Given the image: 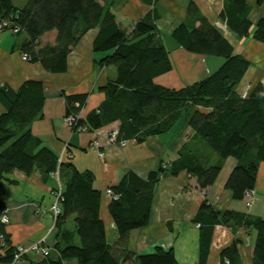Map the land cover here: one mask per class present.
Listing matches in <instances>:
<instances>
[{"label": "trees", "instance_id": "1", "mask_svg": "<svg viewBox=\"0 0 264 264\" xmlns=\"http://www.w3.org/2000/svg\"><path fill=\"white\" fill-rule=\"evenodd\" d=\"M142 1L150 9L129 26L111 10L119 0H25L21 6L13 0H0V15L12 16L23 28L14 34L23 37L21 53H27L29 61L39 62L48 72H64L72 47L87 30L98 28L93 50L108 53L95 62L101 67L113 66L115 76L99 87L105 92V99L84 118L77 119L73 129L85 124L95 130L117 121L118 138L142 142L147 136L166 132L179 118H184L193 130L192 139L202 140L219 156V163L206 165L187 141L169 166L161 161L145 177L125 172L117 184L110 186L119 196L108 204L120 242L131 230L148 223L154 186L164 174L186 170L201 188H206L215 182L222 161L232 156L237 162L224 187L234 199L242 200L245 191L254 189L259 164L264 161V83H252L244 96L239 89L251 62L234 52L218 27L198 16V25L192 20L183 22L170 36L187 51L221 56L222 63L208 76L189 85L175 88L156 83L154 78L170 71L172 64L157 28L161 17L159 0ZM256 3L264 8V0ZM251 7L250 0H223L219 15L229 30L245 38L253 26L249 17ZM187 11L189 16L198 13L192 4ZM53 29V43L35 44L36 39ZM252 37L264 44V15L256 21ZM63 94L65 117L79 114L88 93ZM0 102L4 107L0 113V181L15 169L26 175L39 171L45 182L51 172L58 174L62 166L69 172L62 186L53 190L54 193L61 189L57 202L60 211L54 219L56 241L47 255L40 254L38 264H63L65 260H75L76 264H179L174 250L161 246L140 254L123 249L122 258L115 254L99 214L104 191L93 186V172L78 170L71 163H59L57 153L31 130L32 121L43 116L42 80H25L16 89L0 86ZM3 214L7 212L0 197V218ZM70 216L72 226L65 224ZM193 221L199 224L198 264L206 263L216 224L228 226L233 232L238 227L255 230L252 264H264V218L234 209L216 210L205 200ZM7 224L0 220V264H19L26 254L15 259L19 245L11 244ZM219 256L222 264H242L236 239L223 247Z\"/></svg>", "mask_w": 264, "mask_h": 264}, {"label": "crops", "instance_id": "2", "mask_svg": "<svg viewBox=\"0 0 264 264\" xmlns=\"http://www.w3.org/2000/svg\"><path fill=\"white\" fill-rule=\"evenodd\" d=\"M250 1L252 7L249 17L253 26L247 37L240 38L229 30L220 18L223 0H159L161 17L157 20V28L168 49L172 68L156 76L154 81L168 87L179 88L205 78L222 63L221 56L187 51L170 36L171 31L183 22L192 20L194 25H198V16H204L218 27L234 51L237 48V51H240L237 53L244 54L245 58L246 55L250 57L252 64L249 68L256 72L264 71L262 55L264 44L252 37L254 25L264 15V8L262 4L256 3V0ZM24 2L25 0L22 4ZM189 4L198 10L196 16L187 14ZM149 9V5L142 0H119L111 10L118 20L132 26V22ZM97 32V27L87 30L67 55V69L56 73L46 71L39 62L22 59L20 50L22 36L7 31L0 33V86L16 89L28 79L43 81L45 92L43 116L32 121L33 134L57 153L61 163H71L78 170L92 171L93 186L101 191L117 184L125 172L132 171L145 177L150 171L156 170L161 161L169 166L170 162L179 156V151L187 141L204 164L219 163L220 159L215 151L202 140L192 139L193 130L184 118H179L166 132L147 136L142 142H137L134 138L126 139L122 147L108 143L102 135L99 137L101 146L97 149L90 148L93 138L91 131H78L66 124L63 93H88L79 113L80 117L84 118L105 99V92L99 87L115 76L113 66L101 67L95 62L108 53L93 50L92 43ZM55 36L54 29L44 33L38 39V45L53 43ZM249 72L248 69L244 79L249 78ZM259 76L256 73L255 80L259 81ZM3 110L0 102V113ZM118 125L119 123L115 121L99 128L98 131L104 134ZM99 151L103 152L102 156L99 155ZM236 162L232 156L225 158L215 182L206 188H201L196 178L186 170L161 176L154 186L148 223L131 230L122 242L118 239L115 224L108 211L111 198L103 192L99 214L104 222L107 241L113 245L115 254L122 258L123 249L140 254L151 252L156 246H161L166 249L172 248L179 264H198L199 229L193 218L205 200L216 210L234 209L264 218V161L260 162L258 167L253 202L249 207L244 205L243 200L234 199L230 190L224 187V182ZM68 174L66 166H62L57 175L51 172L45 182L39 171L26 175L15 169L8 174L7 179L0 181V197L5 202L9 217L6 232L11 244L27 245L44 237L45 244L49 248L53 247L57 228L55 218L48 208L53 203L54 187L62 186ZM71 219L72 216L65 224L69 225ZM255 237L256 232L253 229L238 227L233 232L228 226L216 224L205 264H222L220 250L235 239L238 241L242 264H252ZM41 257L30 252L19 264H38ZM128 262L134 264L133 261ZM63 264L76 262L65 260Z\"/></svg>", "mask_w": 264, "mask_h": 264}, {"label": "built area", "instance_id": "3", "mask_svg": "<svg viewBox=\"0 0 264 264\" xmlns=\"http://www.w3.org/2000/svg\"><path fill=\"white\" fill-rule=\"evenodd\" d=\"M23 28H21V26H19L13 19L12 16H8V17H3L0 15V33L3 32L4 30H9L11 33L16 34L19 31L21 32ZM37 39L35 40V44H37ZM21 57L23 60L29 61V56L27 55V53L23 52L21 53ZM247 90V89H246ZM246 90L244 92L241 93L243 94V96L246 93ZM81 118L80 114H70L68 116L65 117V122L67 125L69 126H74L76 124L77 119ZM75 130L78 131H91L93 134V138L90 142V148H99L101 146V143L99 141V137L100 136H104L106 141L108 143H113L116 144L118 146H123L126 142V139L124 138H118V134H119V129L114 128V129H110L108 131H106L104 134H102L98 129L95 130H90L88 128L87 125H77ZM99 155L102 156L103 152L99 151ZM58 162H61V158L58 157ZM53 174L57 175V171L53 172ZM60 192L61 189L59 188L57 191H55L54 194V200H53V205L50 207V213L54 216V218L58 215L60 209L58 206V199L60 196ZM104 194L109 196L111 199H116L119 194L118 193H114L113 190L110 187H107L104 189ZM244 200H245V204L247 207L251 206L252 202H253V190H247L244 192ZM0 220L4 223L8 222V216L6 214H3L0 218ZM196 226L198 227L199 224L197 223ZM3 235L0 234V241H2L3 244ZM45 243V238H41L37 241H34L32 243H30L29 245L23 246V245H19L17 246V250L18 253L15 254V259L17 260L19 256L23 255V254H27L29 252H38L41 255H47L49 252V247H47L46 245H44ZM3 251V250H2ZM1 251V252H2ZM225 262L227 263V260H225Z\"/></svg>", "mask_w": 264, "mask_h": 264}, {"label": "rangeland", "instance_id": "4", "mask_svg": "<svg viewBox=\"0 0 264 264\" xmlns=\"http://www.w3.org/2000/svg\"><path fill=\"white\" fill-rule=\"evenodd\" d=\"M22 2H23V0H14V3L16 4V5H19V4H22ZM20 6V5H19ZM10 33V32H9ZM11 34V33H10ZM171 39V38H170ZM172 40V39H171ZM238 49L237 48H235V53H237V52H240V51H237ZM244 54H242V56H243ZM262 55H264V51L262 52ZM245 56V55H244ZM249 59H248V58ZM246 58L250 61L251 59H250V57L248 56V55H246ZM261 60H263V59H261ZM251 62V61H250ZM251 64H252V62H251ZM255 67V66H254ZM249 78L247 79H244V80H241L240 81V84H239V89L242 91V92H244L246 89H248L249 88V86H251L252 85V83H254L256 80L258 81V79H256L255 80V74L257 73L258 74V78H259V81H262L263 83H264V71H262V70H260V71H253V68H249ZM211 150H213V149H211ZM214 151V150H213ZM52 193H53V191H52ZM243 201V203H244V205H246L245 204V200L244 199H242ZM52 205H53V203H52ZM51 205V206H52ZM50 206V207H51ZM50 207L48 208V211H50L49 209H50ZM6 212H7V210H6ZM51 214V213H50ZM52 215V214H51ZM8 216V215H7ZM52 217H54L53 215H52ZM8 223H9V217H8ZM73 225V219H71V221L69 222V226H72ZM37 241V240H36ZM30 244V243H29ZM29 244H27V245H29ZM33 253H37V254H39L38 252H33ZM40 255V254H39ZM42 258V257H41Z\"/></svg>", "mask_w": 264, "mask_h": 264}, {"label": "bare ground", "instance_id": "5", "mask_svg": "<svg viewBox=\"0 0 264 264\" xmlns=\"http://www.w3.org/2000/svg\"><path fill=\"white\" fill-rule=\"evenodd\" d=\"M4 31L10 32L9 30H4ZM4 31H3V32H4ZM10 33H11V32H10ZM11 34H13V33H11ZM16 34H17V33H16Z\"/></svg>", "mask_w": 264, "mask_h": 264}]
</instances>
